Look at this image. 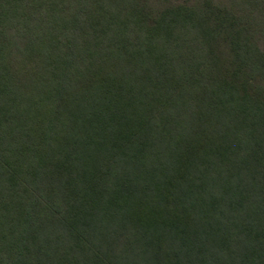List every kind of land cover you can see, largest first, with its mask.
I'll return each instance as SVG.
<instances>
[{
    "label": "trees",
    "instance_id": "obj_1",
    "mask_svg": "<svg viewBox=\"0 0 264 264\" xmlns=\"http://www.w3.org/2000/svg\"><path fill=\"white\" fill-rule=\"evenodd\" d=\"M0 264H264V0H0Z\"/></svg>",
    "mask_w": 264,
    "mask_h": 264
}]
</instances>
